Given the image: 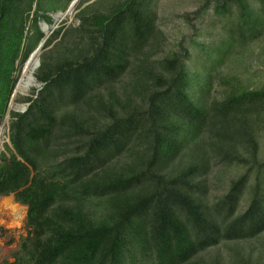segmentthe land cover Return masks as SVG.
Here are the masks:
<instances>
[{"label": "trees", "instance_id": "1", "mask_svg": "<svg viewBox=\"0 0 264 264\" xmlns=\"http://www.w3.org/2000/svg\"><path fill=\"white\" fill-rule=\"evenodd\" d=\"M72 1L0 0V197L27 207L0 264H264V81L245 76L264 0L205 1L216 32L198 72L188 45L167 48L155 0H94L48 34ZM44 40L40 84L12 109Z\"/></svg>", "mask_w": 264, "mask_h": 264}, {"label": "rangeland", "instance_id": "2", "mask_svg": "<svg viewBox=\"0 0 264 264\" xmlns=\"http://www.w3.org/2000/svg\"><path fill=\"white\" fill-rule=\"evenodd\" d=\"M48 3H53L55 6L59 3V0H45ZM94 0H79L70 12L58 11L53 15L55 23L52 26H48L45 30L50 34L57 26L65 24L66 26L77 25V14L79 10L86 5L92 3ZM206 0H155L154 4L158 14V22L160 27L166 32L168 36L167 48H178L177 44L183 42L184 45H188L192 50V56L189 61L192 72L200 71L201 64L205 59L204 51H208V45L213 41V35L216 29L213 28L210 23L211 9L204 12L203 5ZM212 1V0H210ZM47 3V4H48ZM197 10L201 11V15H196ZM185 14L187 17H185ZM193 40H196L198 46L193 44ZM204 45V48L199 46ZM48 49V48H46ZM42 49L41 53L46 51ZM254 50L249 59L247 60L251 65L245 76L249 79L251 85H260L264 81V52L261 51V42H257L254 45ZM259 54V55H258ZM248 55V54H247ZM239 57L237 52L233 51L223 63L221 69L229 70L231 68L237 69L238 64H235V60ZM40 58V56H39ZM27 70L24 64L23 69L20 72L19 80L23 77V74ZM27 73V72H26ZM36 82L27 89L17 91L18 94L26 96L30 93L32 87ZM24 105L23 103H13L11 108L15 109V106ZM9 119V118H8ZM4 131L1 138L0 148H4L5 143H9L8 138V120L5 119L2 122ZM260 154L259 156L264 158V132L259 136ZM216 170L218 167L215 168ZM215 169L211 175L213 182L212 192L222 191L225 187L227 180L231 177L233 172L242 171L241 168L226 169L221 180L215 178ZM27 215V207L19 202H16L13 195L0 197V260L9 259L12 260V253L17 250L19 242L23 236L27 234L25 227Z\"/></svg>", "mask_w": 264, "mask_h": 264}, {"label": "water", "instance_id": "3", "mask_svg": "<svg viewBox=\"0 0 264 264\" xmlns=\"http://www.w3.org/2000/svg\"><path fill=\"white\" fill-rule=\"evenodd\" d=\"M77 1H78V0H73V1L71 2V4L69 5V7H68V9H67V12H70V11L73 9V7H74V5L77 3ZM47 27H48V25H47L46 23H43L42 28L45 30ZM44 42H45V40L42 41V42L36 47V49L31 53V55L29 56V58L27 59V61H26V63H25L26 67H28V65L30 64V62H31L32 60H35V65H34L35 69H36L37 67H39V65H40V58H39V56H40V54H41V50H42V47H43V45H44ZM32 79H33L32 83H33V82H36L34 85H35V86H39L40 83L37 82L35 76H34ZM19 82H20V80H18L17 85H16L15 90H14V93H13V95H12V99H11V102H10V107H11L12 104L14 103V98H15L16 94L18 93V92H17V88H18ZM25 89H26V88H25ZM25 89H24V90H25ZM15 109H16V110H19V111H24V110H26V106H25V105H19V104H17V105L15 106ZM8 118H9V113H7V115H6V119H7V120H8ZM3 127H4V126H1V129H0V143H1V138H2L3 131H4V128H3Z\"/></svg>", "mask_w": 264, "mask_h": 264}, {"label": "bare ground", "instance_id": "4", "mask_svg": "<svg viewBox=\"0 0 264 264\" xmlns=\"http://www.w3.org/2000/svg\"><path fill=\"white\" fill-rule=\"evenodd\" d=\"M35 60H32L30 64L27 67V70L23 74V77L20 79L17 91L23 90L25 88H29L32 85L33 77H34V72H35ZM27 72V73H26Z\"/></svg>", "mask_w": 264, "mask_h": 264}, {"label": "crops", "instance_id": "5", "mask_svg": "<svg viewBox=\"0 0 264 264\" xmlns=\"http://www.w3.org/2000/svg\"><path fill=\"white\" fill-rule=\"evenodd\" d=\"M78 1H79V0H78ZM78 1H77V2H78ZM70 4H71V3H70Z\"/></svg>", "mask_w": 264, "mask_h": 264}]
</instances>
